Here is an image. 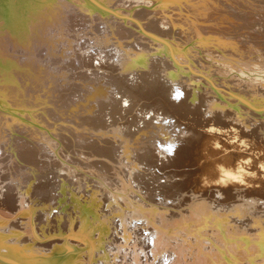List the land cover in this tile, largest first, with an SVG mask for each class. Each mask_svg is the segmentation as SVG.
Wrapping results in <instances>:
<instances>
[{
	"label": "bare ground",
	"instance_id": "obj_1",
	"mask_svg": "<svg viewBox=\"0 0 264 264\" xmlns=\"http://www.w3.org/2000/svg\"><path fill=\"white\" fill-rule=\"evenodd\" d=\"M219 1L0 0V62L6 68L0 75V164L11 169L0 183V264H82L84 258L85 264H148L141 255L151 246L162 249L158 260L168 264H206L213 257L222 264H243L233 257L264 264V77L245 83L243 70L229 76L214 65L216 58L232 63V55L245 53L235 40L209 31ZM248 2L229 0V7L263 38L264 16L249 12ZM23 23L29 31L17 29ZM56 37L64 39L58 44ZM93 43L108 59L94 63L95 53L85 52ZM254 43L246 52L263 62L264 47ZM25 66L26 73L19 70ZM41 73H52L55 88L47 91L78 78L86 93L73 83L67 92L77 98H65L62 88L56 100L44 99L48 92L38 91L47 78L34 77ZM201 83L200 95L194 87ZM172 124L185 137L157 136L174 131ZM160 174L166 183H157ZM220 211L232 214L230 222ZM175 225L201 234L193 240L194 263L179 261ZM208 231L215 247L211 241L203 247ZM130 253L134 263L125 261Z\"/></svg>",
	"mask_w": 264,
	"mask_h": 264
},
{
	"label": "rangeland",
	"instance_id": "obj_2",
	"mask_svg": "<svg viewBox=\"0 0 264 264\" xmlns=\"http://www.w3.org/2000/svg\"><path fill=\"white\" fill-rule=\"evenodd\" d=\"M124 1V0H123ZM253 1V3L251 4L250 2H251V0H250V2H248V4H247V6L249 7V12H251V13H260V14H258L261 18L264 16V0H252ZM221 1H219L218 3H219V6L217 7L219 10V12L217 11V8H216V10H215V12L216 13H213V16H212V20L211 21H213V22H208V24H210V26L212 25V27H211V29L209 30V28H207V31L209 30L210 32H212V36L214 35L215 37H217V38H220V39H225L226 41L225 42H230V41H234L235 40V43L236 44H238L240 47L242 46V48L241 49H244L243 51L247 54L248 52H246V51H248L249 49L248 48H252V46L251 45H254L255 43L254 42H256V43H259L260 44V46H261V48H263L264 47V37L263 38H260V37H258V36H256L255 37V35L256 34H254L253 35V32L255 31L254 30V27L256 28V25L255 26H249L244 20H243V18H241V16H240V14L242 15V13H239V11H238V9L236 8V7H234L231 3H230V5H232V7L230 6L229 7V0L227 1V0H222V4L220 3ZM227 2V3H226ZM226 3V4H225ZM119 4V2L117 3V5ZM225 6V5H227V6H225L224 8L223 7H220V6ZM220 7V8H219ZM224 10H223V9ZM226 8V9H225ZM230 9V10H232V11H228V10ZM225 12H227V13H231V14H226ZM219 13H221V14H219ZM238 13V14H237ZM217 14H219V15H217ZM222 14H224L225 16H222L221 17V15ZM7 16L9 15V13H7L6 14ZM230 15V16H229ZM231 15L233 16V17H231ZM236 15V16H235ZM238 15V16H237ZM61 16H64V14H62ZM235 16V17H234ZM228 17L229 18H232V19H228ZM239 17H240V19H239ZM203 18V17H202ZM222 18V19H221ZM234 18H236V19H234ZM215 19H217V21L216 22H218L219 21V19L221 20V22L223 21V23H220V21L218 22V23H215L214 25H213V23L215 22ZM234 19V20H233ZM242 19V20H241ZM35 20V19H34ZM50 20H51V18H50ZM228 20L229 21H231V24H230V22H228ZM236 20V21H235ZM28 21H30V20H28ZM209 21V20H208ZM234 23H233V22ZM240 21V25H237L236 23L237 22H239ZM200 22H201V24H207V23H205V22H203V20H200ZM203 22V23H202ZM245 22V23H244ZM227 25H226V24ZM242 23H244V24H242ZM219 24V25H218ZM221 24V25H220ZM242 24V25H241ZM19 26L17 27V29L19 30V31H23L24 29H26L25 31H29L30 29H29V26H28V24H26V23H23V25H21V24H18ZM30 25H32V23H30ZM224 25V26H223ZM214 26H216V27H214ZM218 26V27H217ZM227 26V27H226ZM246 26V27H245ZM223 27V28H222ZM245 27V28H244ZM249 27L251 28V29H249ZM231 28V29H230ZM234 28V29H233ZM243 28V29H242ZM4 29H5V27H4ZM215 29V30H214ZM238 29H240V30H238ZM243 31H242V30ZM245 29H247V30H245ZM248 29L249 30H251V31H248ZM0 30H2L3 31V27L2 28H0ZM39 30V29H38ZM205 30V29H204ZM226 30V31H225ZM230 30V31H229ZM5 31V30H4ZM221 31H222V33H221ZM225 31V32H224ZM245 31H247V32H245ZM253 31V32H252ZM18 31H16V34H18L17 33ZM214 32H216V33H214ZM245 32V33H244ZM224 33V34H223ZM243 33V34H242ZM252 33V34H251ZM255 33V32H254ZM216 34H217V36H216ZM249 34V35H248ZM230 35V36H229ZM236 35V36H235ZM252 36V38H251V36ZM18 36V37H17ZM213 36V37H214ZM225 36V37H224ZM15 37H17V39H20V35L18 34V35H15ZM223 37V38H222ZM24 38V37H23ZM251 38V39H250ZM255 40H254V39ZM64 38H58L57 39V37H56V39H54L53 41L56 43H60V41H62ZM69 40H71V39H69ZM81 40H83V39H81ZM250 40V41H249ZM254 40V41H253ZM257 40V41H256ZM260 40V41H259ZM10 40L8 39V42H9ZM237 41H239L241 44H239V42H237ZM14 42V41H13ZM81 42H83V41H81ZM248 42V43H247ZM251 42V43H250ZM262 42V43H261ZM105 46L107 45L108 46V44H109V48H110V42H106V41H104V42H102ZM107 43V44H106ZM243 43H245V44H243ZM48 44L49 45H52L50 42H48ZM248 44V45H247ZM251 44V45H250ZM34 45H37V42H35L34 43ZM52 46H55V45H52ZM92 49L90 48H88L85 52H87L88 50L90 51V52H92L94 55H95V58H94V63H99V61L100 60H103L104 61V59H106L107 58V56L105 57V51L104 52H100V51H98V50H93V48H95V44L93 43L92 44ZM98 46V45H97ZM245 46V47H244ZM247 46V47H246ZM219 49H221V48H219V47H216V48H214V50H219ZM98 51V52H97ZM113 51L114 50H111V52L113 53ZM110 52V53H111ZM42 53H43V51H42ZM243 54V53H238L239 54V56L241 57L242 55L243 56H245L246 54ZM99 54V55H98ZM249 54V53H248ZM247 54V55H248ZM58 55H61V51L58 53ZM96 55H97V57H96ZM245 56V57H242L243 59H245V61L242 59V58H240L239 56H237V55H232V57L231 58H233L234 57V62H225V60H229V59H215L214 60V65L216 66V65H218V64H220V67H219V69L222 71V73H225L226 75H229V76H233V75H239V72H242V70H243V76H241V73H240V75L239 76H241V78L243 79V77H244V82L246 83V81H245V78H246V80L248 81V82H253L254 81V76H255V80H256V77H258L257 75H259V77L258 78H260L261 77V75H263L262 77H261V79L264 77V61L262 62L260 59H258L257 58V55H253V54H251V57H250V55H248L249 56V58H250V61H249V58H248V56ZM247 57V58H246ZM97 58L99 59L100 58V60H97ZM108 59V58H107ZM110 59V61L112 62L113 60H114V58H109ZM248 59V60H247ZM242 60V61H241ZM257 60V62L259 61H261V65L260 64H258L257 63V65L255 66V63L256 62H254V61H256ZM263 60H264V58H263ZM7 61V60H6ZM13 62V64L16 62V61H14V60H12ZM238 62H239V64H238ZM7 63H8V61H7ZM11 63V64H12ZM218 63V64H217ZM222 63V64H221ZM245 65H244V64ZM247 63V64H246ZM254 65H253V64ZM39 64V62H37L36 63V65H38ZM224 64V65H223ZM252 64V65H251ZM2 65V63L0 62V67H2L1 66ZM222 65V66H221ZM259 65V67L261 68H258L257 66ZM244 66V67H243ZM246 66V67H245ZM261 66H263V69H262V67ZM229 67V68H228ZM249 68V70H248V68ZM5 66H3L2 68H0V75L1 76H3V74H4V71H5ZM26 68H27V70L29 69V66H25V67H21L19 70H26ZM225 70H224V69ZM229 70H228V69ZM239 68H241V70L239 69ZM41 69H45V65H40L39 66V70H41ZM228 70V71H227ZM231 70L233 71V72H231ZM246 70H248V71H246ZM252 70V72H250ZM255 70H257V72H255ZM261 72H260V71ZM102 70H100L99 72V75L97 74L96 75V79H98V78H100L103 74H101L102 72H101ZM229 71L231 72V73H229ZM247 73H246V72ZM259 71V72H258ZM27 71H25V73H26ZM62 72H64L63 71V69H62ZM262 72H263V74H262ZM234 73V74H233ZM249 73H252V75L250 74V76H249ZM256 73V74H255ZM258 73V74H257ZM261 73V74H260ZM230 74H232V75H230ZM52 75V73H50V74H48V76H46V77H44V74H40V75H34V77H37V76H43V78L45 79V78H47V79H45L46 81H45V85H43V86H41V89L38 91V94L39 95H41V94H46L47 92V94H48V98H44V99H52L53 101L54 100H56V98L58 97V96H56V95H58L60 92H58V90H60V89H62L63 91H61L63 94H66L65 95V98H66V96L68 95V93L69 92H67L68 91V86L70 85L71 87H72V85H73V83H77V84H82V82L80 81V79H78V78H70L69 80L67 79V80H63V81H61V83H60V85H59V87L57 86V88H60V89H58V90H56V91H47L46 90V88L47 89H54L55 88V83H54V81H53V79H51V78H49L50 76ZM245 75H246V77H245ZM29 76V78L27 79H25L24 81V83H26V85L28 84V85H30V78H33V76H31V74L30 75H28ZM238 76V77H239ZM10 77H13V78H15V76H14V74L13 73H11L10 74ZM235 77V76H234ZM238 77H236V78H238ZM249 77V78H248ZM161 78V80L163 79L164 80V77L162 76V77H160ZM251 78H252V80H251ZM106 80V78L105 77H103L102 79H100L99 80V82H103V83H105V80ZM260 79V80H261ZM264 79V78H263ZM90 80H88V81H86L85 83L86 84H89L90 83V86L91 87H95V84L93 83V82H89ZM37 83H39L40 82V80L39 79H37V81H36ZM48 82V83H47ZM68 82V83H67ZM89 82V83H88ZM3 83V81H0V84H2ZM15 85H17V87H19L20 88V84H18V83H15V82H13ZM254 83V82H253ZM255 83H257V84H261L260 82H255ZM68 84V85H67ZM92 84V85H91ZM32 85H34V84H32ZM48 86V87H47ZM34 87V86H33ZM82 89H83V92H81V95H84L85 93H86V91L84 90V88H85V85L83 86V84H82ZM202 87H206V85L204 84V83H201V87H194V89H196L197 90V92H199V94L201 95V93H203L204 91H203V88ZM86 89V88H85ZM110 90V89H109ZM199 90V91H198ZM44 91H46V93L44 92ZM96 91V90H95ZM50 92H51V94H50ZM56 92H58V93H56ZM56 93V94H55ZM207 95H211V93H208ZM50 96V97H49ZM67 97H69V98H71V99H73V94H71L70 96L68 95ZM67 99V101L65 102V104H69V100H71V99ZM74 98H77L76 96L74 97ZM37 102H40V101H37ZM68 102V103H67ZM84 103H86V102H83V101H79V104H82V105H84ZM94 102H92V105H91V107H92V109L93 110H95L97 107L93 104ZM64 104V105H65ZM63 107V106H62ZM204 108H205V106L204 107H202V110H204ZM63 109L64 110H67V108L66 107H63ZM75 109V107L73 108H71L70 107V110L72 111V110H74ZM27 110V109H26ZM26 110H22L21 112H23V111H26ZM69 110V111H70ZM28 111V110H27ZM7 113H8V110L6 111ZM9 114H7V116H8ZM82 115H86V113H83ZM131 115V114H130ZM151 115H153V114H151ZM145 116L147 117V118H149V113H147V114H145ZM155 119V118H154ZM173 120V119H172ZM156 122V119L155 120H153V122ZM122 122V121H121ZM252 122H255L256 123V121H252ZM255 123H253V124H255ZM174 125V126H173ZM173 126V127H172ZM177 126V125H176ZM134 126H132V130H134V129H136L135 127L133 128ZM171 130H174V131H171L169 134H167V135H161V134H158L157 136L159 137V138H170V135L173 133L174 135L173 136H171V139H176L177 137H182L183 135H184V137H185V133L183 134V132H178L179 130H178V126H177V128L175 127V124H172L171 125ZM172 128H174V129H172ZM125 129H127V128H125ZM150 129V128H149ZM176 134V135H175ZM179 134H181V135H179ZM183 134V135H182ZM179 135V136H178ZM177 136V137H176ZM7 147V146H6ZM4 150H5V147H4ZM157 150H159V148L157 149ZM3 157H5L6 155L4 154V155H2ZM163 156V155H162ZM159 162L160 161H158L157 162V164H159ZM4 163H7V164H9L10 163V160H7V162L5 161ZM2 166H3V164L1 165L0 164V183L1 184H3V182L1 181V177H3V175L4 174H8L9 172H11V169L9 170L8 168H6V167H4V168H2ZM2 168V169H1ZM157 167H155V168H152V172L154 173L157 169H156ZM6 169V170H5ZM167 169H169L170 170V168H167ZM165 170V171H168V170ZM6 172V173H5ZM162 171H160L159 173H161ZM52 176V174H50V177ZM148 177H150L149 175H146V178H148ZM161 177V178H160ZM167 177V176H166ZM165 177V175L164 174H160V176L158 177L160 180H158L157 179V183H161L162 182V184H164V183H166L167 182V178ZM145 178V179H146ZM61 179V178H60ZM176 179V178H175ZM58 180V179H57ZM166 181V182H163V181ZM7 181H10L9 179H7ZM159 181V182H158ZM156 183V182H155ZM153 184V185H155L156 186V184ZM134 185H136V184H134ZM152 186V185H151ZM139 187H136V189H138ZM152 188V187H151ZM139 190V189H138ZM58 191H60L59 189H57V192ZM234 193V191H232V194ZM124 194H126L125 192L123 193V192H120V193H118L117 195H124ZM182 194H184V192L182 193ZM215 196H218V197H220V196H222V195H219V194H214ZM75 196H77V193H76V195ZM78 196L81 198V199H84L85 197H84V193H83V191H81V192H79L78 193ZM187 196V195H186ZM116 196L114 195L113 196V198H115ZM139 198L140 199H142V197L141 196H139ZM96 201L98 200V196H95V198H94ZM137 199V198H136ZM136 199H133V201H135ZM166 200H169L168 198L166 199ZM109 204V203H108ZM108 204H107V206H106V208L108 207ZM263 204V205H262ZM73 205H74V203H72V202H70L69 204H67V208H71V207H73ZM97 206V205H96ZM261 206L262 207H264V203L261 201ZM129 207L128 206H126V205H123V206H121V209H123V210H125V209H128ZM169 209H171L172 210V208H169ZM262 209H264V208H262ZM55 210V211H54ZM174 210H177V209H174ZM53 211L54 212H57V211H59L58 210V208L56 209V208H54L53 209ZM261 212H264V211H261ZM223 213H225L226 214V212H224V211H220L219 212V214L220 215H222V219H225L226 220V223L227 222H230V219H231V216H232V214L231 213H227V215H229L228 217H226L225 215H223ZM264 213H262V215H263ZM237 215V216H236ZM235 216H236V218H239V219H242V215H239L238 213H236L235 214ZM142 219H144V218H142ZM262 221H264V215H263V217H262ZM189 223L191 224L192 223V221H189ZM188 223V224H189ZM211 225V224H210ZM210 225L209 226H207V228L209 229L210 228ZM231 225H233V226H236V224L234 225V223L232 222L231 223ZM253 225H255V223L254 224H252L251 226H253ZM171 230H172V227H170L167 231H166V233H167V235H170L171 234ZM174 232H176L175 233V235H176V238H174V240H176L177 241V245H179L178 246V249L179 250H183V255H182V258L179 260L180 262L181 261H183V260H186L187 258H190L191 260L190 261H188L189 263L190 262H192V263H194L195 262V258H194V256L196 255V251H198V249L196 248L197 247V242L196 241H193V240H195V239H197L199 236H201V234L199 233V232H191V231H187V230H185V229H182V228H180V227H178V226H176L175 225V227H174ZM143 233L144 234H148L147 233V230H145V231H143ZM118 236H121V235H118ZM125 238H127V236L125 235L124 236ZM212 237H215L214 236V234H213V232L212 231H208V234L207 235H205V236H203V240L205 241V240H207V242H204L203 243V247H206V246H208V244H209V241H211L212 242V246L213 247H215V244H214V241H213V239H212ZM151 241H150V243L152 242H154L153 241V239H150ZM156 242V241H155ZM154 242V243H155ZM208 243V244H207ZM136 247H137V244L135 245ZM190 246V250H188L189 247ZM134 246L132 245V244H130V246L129 247H127L126 246V249H124V250H128V251H126L127 253L129 252V251H131V250H129V249H127V248H133ZM173 247V246H172ZM102 248H103V245L101 244L99 247H97V251H99V250H102ZM185 250V251H184ZM219 251H221V249H219ZM222 251H224V250H222ZM84 253H86V251L85 250H83V254ZM161 253H162V249H160V248H158V249H155L153 246H151V247H149L148 249H146L145 251L143 250V252H142V255H141V259H142V263H148V264H168L167 263V261H165V262H159V257H160V255H161ZM201 253L203 254V255H205V253L203 252V251H201ZM174 254H176L175 252H174V250H173V255ZM207 255H208V253H206ZM122 255V254H121ZM212 255H214V254H212ZM185 256V257H184ZM215 256V255H214ZM119 256H117V258H118ZM214 259H215V257H213V259L210 261V263H213V264H222V262H223V259H219L218 261H214ZM233 259L235 260V262L236 263H238V262H241V263H243V264H246L245 263V261L244 260H241V259H239V258H236V257H233ZM136 260V257H134V255L133 254H129L128 256H127V258L125 259V261H128V262H131V263H134V261ZM226 261L228 260V262H231V260L230 259H225ZM86 263V259L84 258V260L82 261V264H85ZM136 263V262H135ZM210 263H206V264H210Z\"/></svg>",
	"mask_w": 264,
	"mask_h": 264
}]
</instances>
